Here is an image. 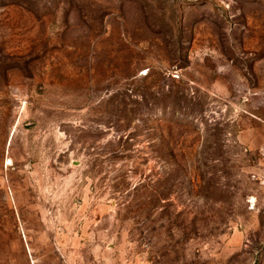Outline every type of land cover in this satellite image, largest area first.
<instances>
[{
    "label": "rangeland",
    "instance_id": "rangeland-1",
    "mask_svg": "<svg viewBox=\"0 0 264 264\" xmlns=\"http://www.w3.org/2000/svg\"><path fill=\"white\" fill-rule=\"evenodd\" d=\"M0 264H264V0H0Z\"/></svg>",
    "mask_w": 264,
    "mask_h": 264
}]
</instances>
